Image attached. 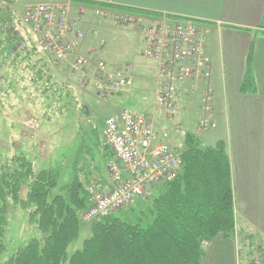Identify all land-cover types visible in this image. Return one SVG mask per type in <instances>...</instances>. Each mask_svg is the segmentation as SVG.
Listing matches in <instances>:
<instances>
[{"label":"rangeland","instance_id":"374dc122","mask_svg":"<svg viewBox=\"0 0 264 264\" xmlns=\"http://www.w3.org/2000/svg\"><path fill=\"white\" fill-rule=\"evenodd\" d=\"M8 1L11 3L10 8L15 20L10 24L17 29L20 44L16 47L17 54H12L6 61L0 60V121H3L0 124V169H12L16 166L17 158L26 157L33 162L36 172L44 168L57 169L60 175L59 186L70 184L77 175L84 183L87 182L88 192L91 187H96L93 182L101 184L103 192H110L116 186V181L109 171V163L114 156L104 136L105 121L125 108H131L123 103L121 94L107 99L98 96L93 78V64L97 60L103 61L109 64H106L108 70L116 72L129 66L127 63L138 62L143 54L142 50H145V32L155 34L160 27L158 23L164 18L168 24L176 23L177 20L124 8L108 9V17L101 18L94 12L87 14L86 6L75 7L70 0L71 16L73 19L78 18L81 22L78 28L84 31L79 53L83 56L90 54L93 63H88L83 71H75L71 66L72 58L55 67L52 57L40 49L33 26L26 24L24 20L25 12L31 6L66 5L69 0ZM82 10L85 11L84 14ZM125 16L129 18L127 23L122 19ZM196 26L198 30L206 28L197 24ZM1 51L2 48L0 53ZM46 64L49 67H46ZM41 69L46 73L39 77L38 71ZM144 69L146 70V67ZM133 71L132 67L131 75L134 74ZM156 72L158 73L157 65ZM156 76L158 79V74ZM177 89L179 91L178 85ZM150 107L153 111L148 112L153 113L154 118V115L160 112L154 110V104ZM84 108L88 111L87 115L83 112ZM188 117L191 120L197 118L194 114ZM164 119L174 124L175 119H170L165 114ZM173 129H170V132ZM184 130L181 134L174 129L179 136L176 143L180 151L184 148L188 133L198 134L203 146H210L211 142L205 140L208 131L199 132L188 127ZM156 132L159 134V131ZM169 136L170 134L163 135L164 139L159 143H166ZM118 164L124 170L125 166ZM57 191L58 189L53 190L52 194ZM27 193V189H23L22 199H26ZM32 213L33 207L8 203L6 250L0 255L1 264L30 241L43 240V234L32 220ZM83 219L84 235L71 246V251L81 247L83 240L90 235L91 223L96 221H89L84 217ZM258 248L260 247L250 248L246 243L243 254L257 260Z\"/></svg>","mask_w":264,"mask_h":264},{"label":"trees","instance_id":"16d2710c","mask_svg":"<svg viewBox=\"0 0 264 264\" xmlns=\"http://www.w3.org/2000/svg\"><path fill=\"white\" fill-rule=\"evenodd\" d=\"M10 6L8 0H0L2 61L17 54L20 44L10 24L15 21ZM45 73L38 71L39 77ZM246 78L244 90H252L250 67ZM181 155L177 179L155 185L147 199L136 198L134 205L93 221L90 235L73 251L71 246L84 235L83 217L90 206L87 182L76 175L70 184L59 186L57 169L36 172L31 160L17 158L14 168L0 169V255L6 250L10 202L33 207L32 220L43 240L30 241L4 264H203L209 242L235 233L231 163L225 142L203 146L200 136L191 133ZM93 185L103 190L101 184ZM23 189L26 199L21 197Z\"/></svg>","mask_w":264,"mask_h":264},{"label":"crops","instance_id":"0c3cea01","mask_svg":"<svg viewBox=\"0 0 264 264\" xmlns=\"http://www.w3.org/2000/svg\"><path fill=\"white\" fill-rule=\"evenodd\" d=\"M72 1L75 7L86 6L87 14L97 5L106 10L124 8L190 21L209 29L205 46L211 61L208 78L189 79L179 85L180 113L174 124L166 121L161 111L154 118L148 112L153 111L150 105L154 104L157 89L156 64L151 60L141 56L138 62L127 63L134 68L133 86L114 96H123V103L131 108L126 110L148 114L157 131H170L174 125L197 131L203 115L202 93L210 91L216 128L205 132V140L211 142L210 146L220 141L226 144L233 179L236 232L232 237H216L209 242L203 264H264V0ZM249 67L252 90H244ZM191 114L197 118L191 120L188 117ZM177 137L173 129L167 142L178 147ZM163 139L158 136L154 144ZM123 176L127 178L128 173L124 171ZM246 243L250 248L260 247L257 260L243 254Z\"/></svg>","mask_w":264,"mask_h":264},{"label":"built area","instance_id":"2783aa9c","mask_svg":"<svg viewBox=\"0 0 264 264\" xmlns=\"http://www.w3.org/2000/svg\"><path fill=\"white\" fill-rule=\"evenodd\" d=\"M68 2L66 5L31 6L25 12L24 20L33 26L40 49L52 57L55 67L72 58L71 66L75 71H83L93 63L90 54L83 56L79 53L84 31L78 28L81 23L78 18H72L71 1ZM93 12L97 17H108L106 9L95 7ZM122 19L124 23L129 21L127 16ZM173 24H168L164 18L158 23L160 27L155 34L145 32L142 56L158 67L154 110L174 120L180 113L177 85L189 79L208 78L207 69L211 61L205 52L209 29L198 30V26L190 21ZM95 62L93 78L99 97L107 99L133 86L131 65L113 72L107 69L105 62ZM202 97L203 115L196 128L199 132H206L216 128V123L210 91L205 90ZM174 127L179 133H184L180 126ZM166 134L170 131L163 130L157 134L155 121L146 113L134 114L125 109L105 121L104 136L114 156L109 163V171L116 186L108 193L99 187L89 189L90 206L84 215L86 220L106 219L131 205L136 198L149 197L155 185L177 179L182 170L179 147H172L168 142L154 144L158 136ZM118 163L125 166L124 170ZM124 171L128 173L127 178L123 176Z\"/></svg>","mask_w":264,"mask_h":264},{"label":"water","instance_id":"95a60500","mask_svg":"<svg viewBox=\"0 0 264 264\" xmlns=\"http://www.w3.org/2000/svg\"><path fill=\"white\" fill-rule=\"evenodd\" d=\"M83 112L86 113V115L88 114V111L85 108L83 109Z\"/></svg>","mask_w":264,"mask_h":264}]
</instances>
